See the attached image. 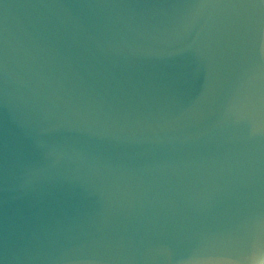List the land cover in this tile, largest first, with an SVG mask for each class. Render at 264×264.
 Wrapping results in <instances>:
<instances>
[{
  "label": "water",
  "instance_id": "95a60500",
  "mask_svg": "<svg viewBox=\"0 0 264 264\" xmlns=\"http://www.w3.org/2000/svg\"><path fill=\"white\" fill-rule=\"evenodd\" d=\"M0 264H264V0H0Z\"/></svg>",
  "mask_w": 264,
  "mask_h": 264
}]
</instances>
